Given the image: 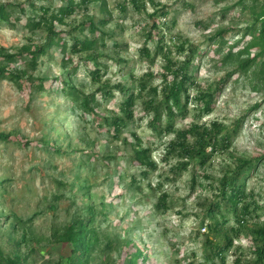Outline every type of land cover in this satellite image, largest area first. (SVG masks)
<instances>
[{"label":"rangeland","instance_id":"obj_1","mask_svg":"<svg viewBox=\"0 0 264 264\" xmlns=\"http://www.w3.org/2000/svg\"><path fill=\"white\" fill-rule=\"evenodd\" d=\"M6 1L25 9L19 7L12 16L14 26L0 23V51L12 53L47 39L46 31L26 26L29 17L43 13V6L56 13L68 2L0 3ZM240 1L142 0L136 8L132 0H74V13L55 21L68 43L66 65L62 48L53 47L36 69L29 68L48 78L46 88L0 80V133L13 135L11 141L0 140L1 257H19L20 264H65L67 244L60 232L93 215L100 239L88 264H122L137 250L143 253L139 264H252L257 258L252 231L264 225V76L258 66L243 75L224 56L238 41L236 53L249 42L250 7L264 0ZM105 17L110 21L102 24ZM90 22L98 28L95 34ZM220 29H229L224 44L215 37ZM98 35L103 42L93 52L71 51L75 39ZM257 51L251 50V56ZM191 55L195 84L184 114L176 111L170 120L163 110L154 128L150 88L158 87L155 103L163 100V86L173 80L171 69ZM96 67L100 78L93 72ZM229 72L213 111L205 113L198 96ZM63 76L85 94H95L91 114L62 91ZM127 89L138 95L134 119L116 135L110 121L125 116L121 104ZM215 121L223 133L217 150L208 147L206 164L175 148L179 131L203 130ZM226 136L231 144L221 148ZM187 141L192 145L196 138ZM137 147L151 149L153 166L133 161ZM251 159L244 200L251 214L239 216L244 220L238 222L234 212L226 211L223 230H213L209 209L220 199L222 180ZM163 194L168 196L165 205ZM228 236L233 244L219 255L217 248L228 243Z\"/></svg>","mask_w":264,"mask_h":264},{"label":"trees","instance_id":"obj_2","mask_svg":"<svg viewBox=\"0 0 264 264\" xmlns=\"http://www.w3.org/2000/svg\"><path fill=\"white\" fill-rule=\"evenodd\" d=\"M87 0H83V3ZM244 1L241 0L240 3ZM132 3L136 8L141 7L142 0H132ZM33 6L34 3L32 4ZM23 9V4L18 2L6 1L0 3V23H12V16L16 13L18 8ZM244 7H247L244 5ZM44 12L37 14L33 17L28 18L26 26L32 31L37 32L39 30H44L47 32V39L45 42L32 46L26 45L20 51L17 52H7L0 51V80L12 81L15 85L20 88L23 87H34L38 90H44L46 88L47 77L37 76L29 71V68L34 70L37 68L39 60L41 57L46 56L50 53L51 48L61 47L64 54L62 62L66 65L67 51H69L68 43L63 41V32L57 31L55 27V21L63 22L64 18L72 15L76 9L74 0H68L65 5H62L58 12L50 13L48 7H41ZM251 13L254 15V24L246 28V32L251 35V39L247 42L246 46L238 51H234V47L238 46L241 41L235 43L232 49L224 56V62L226 64L237 65V72H242L243 75L248 74L254 69V67H260L259 73L264 76V3L258 5L253 3L250 7ZM25 10V9H23ZM228 10V9H226ZM154 17V15H152ZM110 21V17H105L102 19V24H107ZM91 31L95 34L98 28L97 26L90 22ZM155 28L158 27L156 23L153 24ZM229 29H220L215 35L222 37V44H224V34L228 32ZM152 37V35H150ZM99 40L103 37L98 35L96 37H86L84 39L77 38L71 46L72 52H93L97 49ZM257 49L258 51L251 56V50ZM143 52L150 54L147 47H144ZM194 52V51H193ZM91 59L95 63H98L97 56H92ZM192 60V55L189 57L185 63L176 68L171 69V73L174 75L172 81H166V84L162 89L163 100L155 103V98L159 96L158 87H151L150 91L152 94V99L150 101V106L148 110L152 109L155 112V117L152 121L154 128L156 127V121L161 120L162 111L164 110L168 118L172 120L179 111L180 114H184L186 104L189 102V89L195 84V79L189 70V65ZM26 64L27 67L20 68V64ZM170 69V67H169ZM77 68L74 69V73ZM94 74L97 78H100V67L94 69ZM256 72V70L254 71ZM73 73V74H74ZM232 72L226 74L225 77L221 78L220 81L215 85V87L208 88L207 90L200 93L198 100L201 104L202 109L205 113L209 114L213 111L216 100L222 94L224 88L229 83ZM62 84V91L75 101L78 108H80L84 113L91 114L93 112L92 102L96 101L95 94H85L82 90L78 89L71 82H67L64 76L59 78ZM142 90L147 88L146 82H142ZM127 97L122 101L121 110L125 113L124 117L117 116L110 121V124L114 126L116 135L128 125L130 120L134 119V107L136 101L138 100V95L127 89L125 91ZM184 97L185 103L183 102ZM187 101V102H186ZM148 108V107H147ZM172 123L168 125L167 130L171 131L173 129ZM221 125L218 122H213L211 127H204L203 130L200 129H187L178 132V144H175L177 150L180 149L183 157L190 159H197L202 165L206 164L211 158V154L207 151L209 146H212L215 150L218 147V140L222 135ZM195 137L196 141L194 144L188 143V138ZM13 135L0 133V140L11 141ZM231 144L230 136H226V141L221 148H229ZM133 161L143 167L153 166L154 163L151 160V149L149 148H139L137 147L136 152L133 157ZM253 164V160H243L241 165L237 170L234 171L233 175L225 176L221 184V196L214 205L209 209V217L213 220L214 226L213 230L221 231V226L226 220L227 212H234L237 216L238 222L243 221L239 216L245 218L251 214L250 206L244 203L246 198L245 187H246V171L249 170ZM189 163H184L183 167L187 168ZM167 194L162 195L161 204L165 205L167 202ZM227 211V212H226ZM17 219L21 220L17 217ZM93 222V215L89 219H76L71 223L63 232H60V239L67 244V261L65 264H88L91 260L93 251L95 250L97 243H99V234L95 227L91 224ZM252 233L254 238L257 240L256 255L257 258L252 262V264H264V225H259L254 228ZM228 243L224 246H219L217 248V253L222 255V253L229 249L233 244L232 238L230 236L226 237ZM143 256L140 250L135 251L130 254L127 261L122 264H139V260ZM19 257H4L0 256V264H20Z\"/></svg>","mask_w":264,"mask_h":264}]
</instances>
